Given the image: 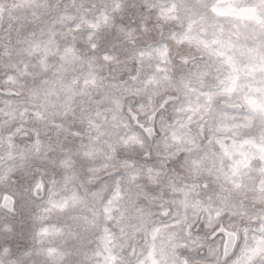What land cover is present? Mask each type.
I'll list each match as a JSON object with an SVG mask.
<instances>
[{"label":"snow or ice","instance_id":"obj_1","mask_svg":"<svg viewBox=\"0 0 264 264\" xmlns=\"http://www.w3.org/2000/svg\"><path fill=\"white\" fill-rule=\"evenodd\" d=\"M0 264H264V0H0Z\"/></svg>","mask_w":264,"mask_h":264}]
</instances>
